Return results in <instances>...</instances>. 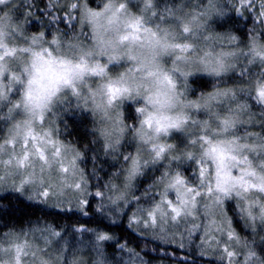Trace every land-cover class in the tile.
<instances>
[{
    "label": "snow or ice",
    "instance_id": "obj_1",
    "mask_svg": "<svg viewBox=\"0 0 264 264\" xmlns=\"http://www.w3.org/2000/svg\"><path fill=\"white\" fill-rule=\"evenodd\" d=\"M0 192L96 217L0 229V264H264V0H0Z\"/></svg>",
    "mask_w": 264,
    "mask_h": 264
},
{
    "label": "trees",
    "instance_id": "obj_2",
    "mask_svg": "<svg viewBox=\"0 0 264 264\" xmlns=\"http://www.w3.org/2000/svg\"><path fill=\"white\" fill-rule=\"evenodd\" d=\"M191 6L192 5H189V8H191ZM39 27V23L33 25V29ZM248 27H251L250 23ZM240 35L243 38V32H241ZM84 115H86V113H83L80 110H76L74 117L66 114V119L69 121L66 139L80 147L89 145L91 149L95 147L91 145V137L89 135L91 123L89 120L81 119ZM61 127H63V125H61ZM91 155L92 152L89 151L88 156L90 157ZM85 163L89 169L92 168L93 163H97V167L102 166L104 173L110 171L112 167L111 162L106 161L102 157L98 161L87 159ZM102 174L103 173H101V175ZM149 179L150 176H146L140 182L141 187L147 183ZM0 196L8 197L6 200L0 201V229L5 232L10 230H15L17 232L20 230L28 231L30 227H35L37 221H39L40 225L48 224L57 226L61 231H67L68 234L65 239L71 241V226L91 227L94 226L96 219L94 216L86 217L79 213L60 212L58 209H41L14 192H0ZM86 222H92L93 224H86ZM113 232L117 238H121L124 241H131V247L135 248L136 245L139 244L140 248L138 250H145V245H147L148 249L157 246L156 241H150L147 238L141 239L140 236L131 231L127 226L126 220H122L117 226H113ZM242 235H246V233H242ZM173 247H175V245H164L162 246L161 252L151 253L152 256L157 257V259L153 260V264H209L211 253L201 256L196 247L192 245H188L183 249H177L175 254L164 255L163 259H159L163 254V248H167L168 251L171 252ZM117 258L119 259V253H117ZM124 260H128L127 255L124 256ZM213 264H216V262H213Z\"/></svg>",
    "mask_w": 264,
    "mask_h": 264
},
{
    "label": "rangeland",
    "instance_id": "obj_3",
    "mask_svg": "<svg viewBox=\"0 0 264 264\" xmlns=\"http://www.w3.org/2000/svg\"><path fill=\"white\" fill-rule=\"evenodd\" d=\"M191 9H192V6H191V8L188 7L186 10L187 11L194 10V9H192V10ZM25 232H27V231H25ZM39 236H40V234L36 233L35 235H29L27 238L29 241L33 242L34 244L39 245L40 247H43V241H41L39 239Z\"/></svg>",
    "mask_w": 264,
    "mask_h": 264
}]
</instances>
